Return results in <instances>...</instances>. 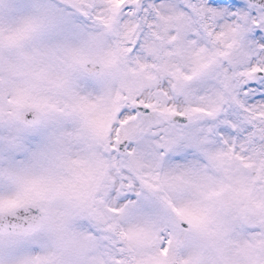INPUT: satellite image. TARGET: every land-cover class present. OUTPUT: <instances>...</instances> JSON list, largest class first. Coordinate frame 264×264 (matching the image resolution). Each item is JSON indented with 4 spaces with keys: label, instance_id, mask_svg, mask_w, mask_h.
I'll use <instances>...</instances> for the list:
<instances>
[{
    "label": "snow or ice",
    "instance_id": "1",
    "mask_svg": "<svg viewBox=\"0 0 264 264\" xmlns=\"http://www.w3.org/2000/svg\"><path fill=\"white\" fill-rule=\"evenodd\" d=\"M0 264H264V0H0Z\"/></svg>",
    "mask_w": 264,
    "mask_h": 264
}]
</instances>
